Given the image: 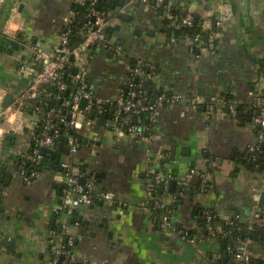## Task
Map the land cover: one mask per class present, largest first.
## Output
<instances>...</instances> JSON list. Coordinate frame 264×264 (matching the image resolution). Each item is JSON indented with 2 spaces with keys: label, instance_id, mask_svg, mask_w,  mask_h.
<instances>
[{
  "label": "crops",
  "instance_id": "crops-1",
  "mask_svg": "<svg viewBox=\"0 0 264 264\" xmlns=\"http://www.w3.org/2000/svg\"><path fill=\"white\" fill-rule=\"evenodd\" d=\"M14 1L22 4L19 21L29 42L41 40L48 48L59 39L66 19L74 17L73 5L77 2ZM120 3L119 13L124 17L114 14L116 22L109 25L113 32L106 31L108 45L93 46L88 59L89 83L100 99L118 98L126 92L137 64H153L157 68L155 85L170 93L206 99L207 93H215L211 98L227 92L237 103L254 102L264 79V0H169L168 11L193 16L199 30L224 18L218 40L200 55L188 45V39L197 32L190 34L193 27H182L183 33L175 36L170 30L179 27L168 25L164 10L148 7L143 1ZM117 44L123 46L122 53L111 48ZM31 54L28 45L12 55L0 52V110L12 104L27 86L28 78L19 72V60L30 59ZM200 82L204 83L205 95L199 94ZM10 94L11 102L4 105ZM157 112L154 139L147 147L108 133L106 121L99 122L106 113L97 117L92 134L80 131L84 138L75 155L77 163L94 173L98 186L116 193L118 200L107 203L95 199L71 213L57 211L64 187L58 158L69 157V151L59 153L50 148L43 155L39 175L25 180L19 171L18 155L31 137L28 128L20 129V125L32 115L25 113L23 119L18 116L14 147L8 151L5 138L0 144V264H41L50 256L51 247L45 240L54 225L60 231L68 228L65 239L74 237L78 258L90 264H219L212 256L220 244L208 236L202 222L204 195L193 193L174 199L177 184L173 180L165 196L166 203L174 206L178 223L191 232L192 243L161 230L153 214L141 209L148 201L145 175L150 170L163 169L176 176L185 175L192 167L210 171L215 184L208 199L221 231L231 226L241 234L245 226L258 224L263 228L264 202L259 201L264 191V170L244 161L258 139L253 120H240L228 111L209 119L203 111L191 109L187 101L161 105ZM85 139L97 140L98 144ZM14 151L16 154L10 156ZM72 217L77 220L73 222ZM80 219L90 220L91 228L97 231L88 241L81 238L85 231L77 232ZM99 222L109 228L99 227ZM108 229L114 230L111 238L105 236ZM160 232L169 239L161 237ZM243 243L251 257L264 264L261 241L250 237L232 240L235 247Z\"/></svg>",
  "mask_w": 264,
  "mask_h": 264
},
{
  "label": "built area",
  "instance_id": "built-area-1",
  "mask_svg": "<svg viewBox=\"0 0 264 264\" xmlns=\"http://www.w3.org/2000/svg\"><path fill=\"white\" fill-rule=\"evenodd\" d=\"M2 0H0L1 3ZM76 3H85L88 1L91 4L90 16L91 20L83 25L82 37L77 41V47L71 44L72 29L69 24L73 18H68L65 21V26L60 33L59 39L51 47L48 48L41 40L29 42L28 36L23 32V26L19 21L18 6L14 5L9 12V15L4 23L3 34L15 39L19 43L28 45L31 50L30 59L19 60V72L22 76L28 78L27 86L23 91L18 93L14 102L3 110H0V144L4 140L6 133L14 132L19 126L16 122L19 118H24L23 114L26 112L27 103L25 99H37V105L33 111L32 118L23 122L20 129L28 128L31 140L27 143L26 149L18 155L21 160L19 167L20 173L25 180H30L31 177L39 175L38 170L27 171L24 163L31 157L32 153L37 163H41L43 155L40 149L43 146L56 150L57 145L63 143L64 147H69V157L60 159V167L63 170V196L62 202L58 205V210L63 209L67 213H71L79 209V205H87L97 200H102L107 203H115L118 196L113 191H107L98 186L96 175L88 172L80 164L77 163L75 155L79 148V139L70 133L62 136V130L59 124H62L66 129L75 131L87 130L90 134L94 131L97 117L102 113L107 114L106 125L107 132L117 138H127L136 144H142L146 147L150 140L154 139V134L151 130V125L155 123L157 118V109L161 105H174L186 102L193 110H200L202 106L206 109L204 111L206 118L214 116V105L221 106L217 109L220 111H228L230 115L236 116L238 111L235 105H225L226 101L221 95H215L206 100L203 96L197 95L190 99L185 98L180 93H170L160 86H156L157 90H161L156 98H149L142 83L134 82L140 75L150 80L156 78V67L153 64H137L134 69L132 78L129 80L128 87L125 93H122L116 99H100L94 89L91 87L88 79L89 68L88 62L90 58L91 48L97 44L108 45L106 39V31L109 25L114 24L116 19L114 14L122 11V6H117L109 13V17L104 12L98 10L96 3L98 0H76ZM143 1L148 7L160 9L166 7V19L169 20L168 25L173 27H194L195 19L191 15H182L168 11L169 0H136ZM227 18V17H225ZM224 26V18H218L215 24L210 23L208 27L198 30L193 37L188 39L190 49L199 48L196 52L198 55L205 53L209 46H213L221 34V28ZM215 28V30H213ZM205 36V37H204ZM76 43V42H75ZM113 51L122 53L123 46L120 44L111 47ZM73 69L72 81L66 83L61 80L65 71ZM76 71V72H75ZM54 82L59 91L65 92L64 96L60 93H54L45 87V84ZM264 79L257 89L254 97V104L258 107L257 114L253 117V123L257 127L258 139L252 145L251 151H255L261 147L264 142ZM4 90L1 88V91ZM69 90L68 94H66ZM43 94L42 98L39 96ZM53 96L55 99H60L62 106L51 107L48 110L44 108V98ZM83 98L87 99L86 105L80 107V102ZM212 103L214 104L212 106ZM201 111V110H200ZM147 113L149 115V123H144L141 115ZM17 115V117H16ZM44 115V118H42ZM15 118V119H14ZM40 121H42L40 123ZM25 126V127H24ZM40 128V131L37 129ZM87 132V133H88ZM34 141L36 148L32 147L31 142ZM160 157L163 153L159 152ZM147 175L154 174L153 182L162 183L167 190L170 183L175 180L177 184L176 192H173V198L176 199L185 196L194 187L193 181L196 177L200 179V191L196 194L204 195L206 199L202 202V213L205 216V227L209 237L218 240L221 229L215 225L217 219L216 214L213 213V205L209 202L208 196L214 188V176L208 170H201L192 167L185 175L176 176L171 172L163 169L147 171ZM146 187L148 192V201L142 203L141 209L145 212L153 214L155 208L165 206L166 202L161 198H155L153 194V183L146 180ZM153 202V203H152ZM259 214L257 213L256 216ZM62 223H64L62 221ZM159 227L161 230L176 235L187 242L192 243L194 239L187 233L185 228L179 227L178 221L175 217L174 209L166 208L162 214ZM68 228H63V231L57 232L54 229L48 231L45 243L47 247H51L53 251L49 258L41 264H73L81 259L78 258L74 248V237L67 236L64 242L65 235H67ZM226 235V234H224ZM243 243L234 251L231 247L227 248L229 254L239 259V264H250L251 254ZM221 254L218 251L213 253V261H219ZM84 262H87L84 260ZM228 264H232L230 261Z\"/></svg>",
  "mask_w": 264,
  "mask_h": 264
},
{
  "label": "trees",
  "instance_id": "trees-1",
  "mask_svg": "<svg viewBox=\"0 0 264 264\" xmlns=\"http://www.w3.org/2000/svg\"><path fill=\"white\" fill-rule=\"evenodd\" d=\"M120 0H98L96 3V7L98 8V10L102 11L105 13V15L107 17H109L114 8L118 5H120ZM166 7L160 8L159 10H164ZM90 9H91V4L86 1L85 3L81 4V3H75L73 5V11H74V18L73 21L69 24V27L72 29V36H71V44L73 45V43L77 42L83 34V25L91 20V16L90 14ZM197 21L194 25V27L192 29H190V34L193 35L196 31L199 30L198 25H197ZM107 32L111 33L113 32V28L108 27L107 28ZM205 37V36H204ZM94 48V47H93ZM196 52L199 51V48L196 47L194 49ZM73 74V69H67L65 71V74L62 75L61 80H63L66 83H70L72 81V75ZM134 82L137 83H142L143 88L146 90L147 96L149 98H156V96L161 93V90H157L156 89V85L155 82L153 80H150L149 78L145 77V75H140L137 77L136 79H133ZM45 87L48 88V90H50L52 92V94L54 93H60L61 96L65 95V92L63 91H59V89L57 88V85L52 82L50 84H45ZM264 91V89H263ZM264 95V92H263ZM223 99L226 101L225 105L228 106L229 104H233L236 106L237 108V115L235 117H237L240 120L246 121L248 118H251V121L253 120V117L257 114V110L258 107L255 106L254 102L251 104H242V103H237L233 100V97L230 93L224 92L222 94ZM43 94H41L39 96V98H42ZM27 106H26V113L27 114H31L33 115V111L35 110V107L37 105V99H25ZM44 108L45 110L50 109L51 107H60L63 108V110L65 111V108L62 106L61 100L60 99H55L52 95L49 98H44ZM210 102H206V109H207V105ZM214 104L212 103V106ZM221 106L218 104L214 105V114H216L217 109ZM204 108V106H202L200 108L201 111H205L206 110ZM142 120L144 123H149V115L147 113H144L141 115ZM42 118H44V115H42ZM211 118H213V116H211ZM210 118V119H211ZM42 121H40L41 123ZM153 126L154 124L151 125V130H153ZM59 127L62 130V136H64L66 133H70L72 134L74 137H76L77 139H79L78 143L80 144L81 141H83V135L81 134L80 131H75V130H71V129H66L62 124H59ZM37 131H40V128L37 129ZM32 147L36 148L37 145L34 141L31 142ZM64 147H60L59 145H57L56 151L57 152H63ZM30 158L24 163V166L26 168L27 171H31L33 169L40 171L42 169V163H37L35 158L33 157L32 153L30 154ZM244 161L250 165L253 166L254 168H257L259 170H264V142L261 144V147L255 151H251V153L244 159ZM1 175V174H0ZM145 178L148 182L153 183V194L155 198H161L165 201V196L166 194H168V192H170V186L168 187V189L166 190L164 185L162 183H156L153 182V178H154V174H149V175H145ZM198 180L193 181L194 187H192V189L189 191V195L190 194H196L200 191V179L197 177ZM179 198V197H178ZM166 202V201H165ZM153 203V202H152ZM166 208H172L174 209V206L172 204H165V206L160 207V208H155L153 210V217L156 220V223L159 224L160 218L162 216V214L164 213V211L166 210ZM212 211L214 214L215 213V209L212 208ZM202 222L203 225L205 224V216L202 213ZM179 227H182V225H180L178 223ZM215 225L218 226V221L217 219L215 220ZM53 229L56 230L57 232H61L60 231V227L57 225L53 226ZM186 229V228H185ZM187 230V233L191 236V232ZM226 234V235H224ZM236 237H245L247 238L248 235L247 233H239L234 227H226L225 230L223 229V231H221L219 233V237H218V242L220 244V249L219 252L221 254V257L219 259V261H217L219 264H228L230 261L232 262V264H239L241 261L237 258H235L233 255L229 254L227 251L228 247H231L234 251L238 250V247H235V245H232V240ZM64 242H66V239H64ZM51 250V248H50ZM52 250L49 252L50 254H52ZM73 264H90L88 261L84 262L83 260H79ZM250 264H260L258 261H256V259H254L253 257H251V262Z\"/></svg>",
  "mask_w": 264,
  "mask_h": 264
},
{
  "label": "water",
  "instance_id": "water-1",
  "mask_svg": "<svg viewBox=\"0 0 264 264\" xmlns=\"http://www.w3.org/2000/svg\"><path fill=\"white\" fill-rule=\"evenodd\" d=\"M14 5H17L18 6V11L19 12H22V4L19 5L17 3V1H14V0H2L1 3H0V19L1 17L3 18V27H0V52H4V53H7V54H10L12 55L14 53L15 50H18V49H21V48H24L26 45L24 43H19L18 41H16L15 39H12L10 38L9 36L7 35H4L2 30L4 28V23H5V20L7 19L8 15H9V12H10V9L14 6ZM228 13H232L230 9L227 10ZM118 16L119 17H124L123 14L121 13H118ZM170 32L175 35V36H178V35H181L183 33V28L182 27H179V28H174L172 30H170ZM107 36H110L109 34ZM79 44V42H76L74 43V47H77ZM76 72V71H75ZM91 75L88 76V78L90 79ZM203 82H200L199 83V94H203L205 95L206 93H204L202 91V86H203ZM69 90H67L66 94H68ZM215 93L212 92V93H207L206 94V99L207 100H210V96L211 95H214ZM12 94L8 95L6 97V101L4 103V105H8L11 100H12ZM87 103V99L86 98H83L80 102V107H84ZM106 117H107V114H104V117L100 119V123H105L106 121ZM17 134L12 132V133H6L4 135V138L6 139V149H8V151H10V147L12 146V139L14 137H16ZM90 142V143H94L95 145L98 144V141L97 140H94V139H85L84 142ZM60 147H64L63 146V143H60L59 144ZM14 147V146H12ZM64 150L66 151H69V147H64L63 148ZM51 149L49 147H46V146H43L41 147L40 149V153L42 155L46 154L47 151H50ZM16 154V152H11L9 153L10 156H14ZM58 160L60 161V158H58ZM19 165V164H18ZM48 165H46L45 167H47ZM7 168L6 167H3V172H6ZM172 186L174 185V182L171 183ZM0 201H1V196H0ZM264 202V191L262 193V196H261V199L259 201V204H262ZM85 205L83 204H80L79 205V208H83ZM77 219L76 217H72V221L75 222ZM103 221H106V218H103L102 219ZM80 227H79V230L77 232H79V234H82L83 233V237H81L83 240H86L88 241L89 240V237L90 236H96L97 235V231L92 229V222L90 220H82L80 219ZM97 225L99 227H103V226H106L107 228H109V225L108 224H103L102 222H99L97 223ZM97 226V227H98ZM243 231L241 232H246L248 237L252 238L253 241H261V243L264 245V227H260L258 224L253 226V227H249V226H245L243 227L242 229ZM87 231V232H86ZM82 232V233H81ZM114 233V230L112 229H108L107 230V233L105 236L111 238L112 235ZM161 233V237H164L165 239H169V236L167 235H164V232H160ZM120 235V233H119ZM121 241V239H119Z\"/></svg>",
  "mask_w": 264,
  "mask_h": 264
}]
</instances>
